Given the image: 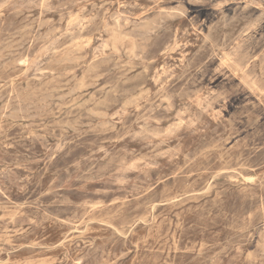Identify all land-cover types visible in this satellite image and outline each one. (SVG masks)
<instances>
[{
	"label": "rangeland",
	"instance_id": "rangeland-1",
	"mask_svg": "<svg viewBox=\"0 0 264 264\" xmlns=\"http://www.w3.org/2000/svg\"><path fill=\"white\" fill-rule=\"evenodd\" d=\"M187 1L0 0V264H264V0Z\"/></svg>",
	"mask_w": 264,
	"mask_h": 264
},
{
	"label": "bare ground",
	"instance_id": "bare-ground-1",
	"mask_svg": "<svg viewBox=\"0 0 264 264\" xmlns=\"http://www.w3.org/2000/svg\"><path fill=\"white\" fill-rule=\"evenodd\" d=\"M187 1V0H186ZM188 2V1H187ZM189 3V2H188ZM197 3V2H196ZM196 3H194L195 5H196ZM207 4V3H206ZM209 5V4H208ZM183 9V8H182ZM184 10V9H183ZM174 14H176V13H174ZM179 14V13H178ZM175 16V15H174ZM114 17V16H113ZM112 17V18H113ZM166 17V16H165ZM176 17V16H175ZM158 18V17H157ZM170 18V17H169ZM160 19H161V17H160ZM160 19H159V21H160ZM164 19V18H163ZM136 20V19H135ZM158 20V19H157ZM156 20V21H157ZM165 20V19H164ZM167 20H169L168 18H167ZM166 21V20H165ZM154 22V21H153ZM115 23H116V21H115ZM156 23H158V22H156ZM152 24V23H151ZM124 25V24H123ZM158 25V24H157ZM159 25H160V23H159ZM116 26H117V24H116ZM44 27V26H43ZM144 27V26H143ZM118 28V27H117ZM141 28V27H140ZM147 28L149 29V26H147ZM120 31V30H119ZM118 33V32H117ZM53 34V33H52ZM75 53V52H74ZM77 53V52H76ZM68 54V53H67ZM78 54V53H77ZM125 55V54H124ZM70 56V55H69ZM68 57V56H67ZM66 58V57H65ZM74 59V58H73ZM80 59V58H79ZM78 59V60H79ZM68 60V59H67ZM75 60H77V59H75ZM71 61H72V59H71ZM74 61V60H73ZM72 61V62H73ZM68 64H69V62H68ZM72 64V63H71ZM70 64V65H71ZM73 65H75L74 63H73ZM135 101V100H134ZM131 102V101H130ZM123 108V107H122ZM227 114V113H226ZM103 115V114H102ZM229 117V116H228ZM33 125V124H32ZM31 126V125H30ZM29 127V126H28ZM148 173V172H147ZM147 177V176H146ZM148 179V178H147ZM150 179V178H149ZM24 222V221H23ZM9 224V223H8ZM6 225V224H5ZM25 226V225H24ZM9 232V231H8ZM4 233V232H3ZM259 249V248H258ZM260 252V251H259ZM261 252H263V251H261ZM81 263V262H80Z\"/></svg>",
	"mask_w": 264,
	"mask_h": 264
}]
</instances>
